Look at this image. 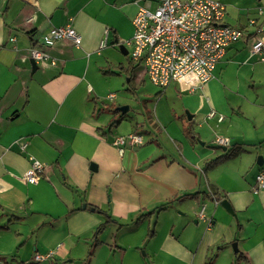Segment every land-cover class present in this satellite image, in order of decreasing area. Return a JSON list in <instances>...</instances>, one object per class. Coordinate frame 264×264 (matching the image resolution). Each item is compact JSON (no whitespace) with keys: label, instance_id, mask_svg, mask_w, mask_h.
I'll return each mask as SVG.
<instances>
[{"label":"crops","instance_id":"0c3cea01","mask_svg":"<svg viewBox=\"0 0 264 264\" xmlns=\"http://www.w3.org/2000/svg\"><path fill=\"white\" fill-rule=\"evenodd\" d=\"M146 1L0 0V264H264V188L253 192L264 174V100L253 80L264 50L251 52L264 0H212L225 25L244 30L212 79L192 93L156 88L139 118L116 121L129 107H115L111 92L136 95L138 69L146 77L129 55L132 19ZM66 25L79 47L41 46ZM32 49L48 60L35 62ZM237 65L251 97L216 80ZM129 134L142 143L120 153L112 142ZM30 158L44 167L35 184L23 180Z\"/></svg>","mask_w":264,"mask_h":264},{"label":"built area","instance_id":"2783aa9c","mask_svg":"<svg viewBox=\"0 0 264 264\" xmlns=\"http://www.w3.org/2000/svg\"><path fill=\"white\" fill-rule=\"evenodd\" d=\"M224 6L212 0H148L138 8L132 19L130 59L141 62L149 82L162 90L172 83L184 86L190 93L200 89L213 77V70L223 59L226 49L244 36V30L232 28L223 23ZM254 21L248 23L249 27ZM106 35L100 48L106 46ZM59 41H69L80 46V35L70 26L54 27L41 37V46L51 48ZM264 50V32L256 31L251 44L252 54L261 56ZM31 57L35 62H46V53L32 49ZM264 60V58H262ZM54 65V62L51 61ZM114 100L113 94L108 96ZM214 116L210 112L208 117ZM221 120V118L219 119ZM140 145L141 137L129 134L116 137L112 145L122 153L125 144ZM215 144L226 147L228 141L216 138ZM26 144H21L25 149ZM30 166L23 176L27 184H35L44 170L42 164L30 158ZM264 188V174L255 177L253 192ZM35 255V262H42L52 257Z\"/></svg>","mask_w":264,"mask_h":264},{"label":"rangeland","instance_id":"374dc122","mask_svg":"<svg viewBox=\"0 0 264 264\" xmlns=\"http://www.w3.org/2000/svg\"><path fill=\"white\" fill-rule=\"evenodd\" d=\"M216 80L222 81L231 88H236L234 91H237L240 96H252L253 90L251 88H247L248 86L250 87L248 75L246 74L245 69L240 68L238 65L228 66L223 71L217 72ZM253 80L255 81V91L259 94L260 99L264 100V72H259L256 78ZM124 81H126V79ZM132 86L135 89L134 91L136 95L126 93L123 86H120L117 90H113L111 93L115 94L116 96L115 107L124 104V107H129V112H125L126 115L139 118V116L144 113L143 108L145 105L147 106V100H154V92L156 87H154L149 82L148 78L145 77L141 72V69H138L137 77L135 78ZM137 113H141V115ZM114 114H116V121H119L123 116L121 111ZM136 133L142 134L143 132L138 131Z\"/></svg>","mask_w":264,"mask_h":264},{"label":"trees","instance_id":"16d2710c","mask_svg":"<svg viewBox=\"0 0 264 264\" xmlns=\"http://www.w3.org/2000/svg\"><path fill=\"white\" fill-rule=\"evenodd\" d=\"M232 153H233V152L228 151V152H226L225 156H223L222 158L227 157V156L231 155ZM220 159H221V158H217V159L213 160V161L211 162V164L217 163ZM166 205H167V203L164 204V206H166ZM164 206H161V207H164ZM161 207H159V208H157V209L159 210V209H161ZM144 216H145V215H141V216L139 217V219H142ZM101 229H102V227H99V229H98L97 231L99 232V231H101ZM98 232H97V233H98ZM95 235H96V234H95ZM94 239H96V238H94ZM95 245H96V240H95V242H94V244H93L92 247H94ZM91 256H92V248L90 249V251H89V253H88L86 259H87V260L90 259Z\"/></svg>","mask_w":264,"mask_h":264},{"label":"water","instance_id":"95a60500","mask_svg":"<svg viewBox=\"0 0 264 264\" xmlns=\"http://www.w3.org/2000/svg\"><path fill=\"white\" fill-rule=\"evenodd\" d=\"M120 111L122 112V113H125V108L124 109H120ZM220 205L228 212V213H230V214H232V212H231V208H230V206H229V204H228V202L226 201V200H223L221 203H220ZM83 208H85V206H83ZM234 247V246H233Z\"/></svg>","mask_w":264,"mask_h":264}]
</instances>
